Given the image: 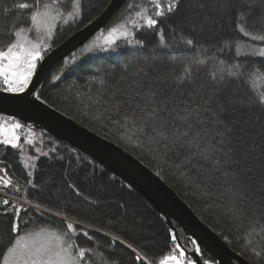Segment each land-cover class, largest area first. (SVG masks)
Returning a JSON list of instances; mask_svg holds the SVG:
<instances>
[{"label":"trees","instance_id":"1","mask_svg":"<svg viewBox=\"0 0 264 264\" xmlns=\"http://www.w3.org/2000/svg\"><path fill=\"white\" fill-rule=\"evenodd\" d=\"M19 2L21 0H0V8H11ZM109 2L83 0V18L64 23L68 12L75 8L73 0H61L63 7L58 10L64 20L56 21L50 33L53 39L45 42L51 45L50 50L96 18ZM131 2L138 7L126 11ZM234 2L237 8L242 3L246 5V15H241L240 21L235 11L231 14H220L215 9L209 11L211 0H183L178 12L161 17L159 25L149 29L141 27L144 22L135 15L144 9H147L145 15L153 14L148 0H125L103 29L52 68L40 87L38 98L136 157L166 182L234 252L250 264H264V154L259 148L246 157L233 152L231 160L223 152H216L214 160L218 163L204 161L201 170L195 144L192 151L197 152V156L189 162L192 153L187 145L183 149L165 147L153 138L154 129L162 123L168 125L169 135H173L174 125L184 130L185 124L177 118V113H183L185 108H199V116L191 123L193 134L201 133L200 149H209L216 138L220 125L215 121L233 127L234 148L239 147L235 140L237 135L249 146L264 143V106L241 109L238 105H229L224 111L217 107L226 99L264 94V61L247 57L249 47L259 50L264 45L243 37L235 27L243 21L242 26L250 36L259 35L264 28V18L254 0ZM21 15L17 10L6 18L0 16L3 22L0 23V50H6L12 42L3 24L15 23ZM119 26L129 30L127 38L103 46L96 44L99 37ZM130 39L142 40L143 47L130 45ZM186 39H192L193 45L184 43ZM246 57L248 68L243 80L213 82L211 73L220 66V61L228 65L244 61ZM200 60L206 63H195ZM186 67H190L191 76L189 82L181 83ZM53 77L59 79L53 81ZM151 95L161 106L166 104L167 109L164 117L147 123L146 117L139 119L143 115L140 108ZM213 100L216 104L205 112L207 102ZM133 116L137 119L133 120ZM30 132L31 145L24 142V136L28 135L18 132L19 147L13 149L0 143V154L10 178L17 186L27 188L23 196L59 215L45 213L47 220L36 217L21 233L39 232L43 228L63 235L67 231L66 224L72 221L81 235L71 242L96 253L85 257L89 264H132L135 253L131 249L119 242L109 247L113 236L137 248L139 254L146 250L156 264L164 256L175 254L170 251L173 243L169 226L140 194L67 144L34 129ZM205 132L207 143L203 142ZM237 159L243 168L235 163ZM226 165L238 173L239 182H226L216 172V168L223 170ZM28 172L32 173L31 177H27ZM26 179H32L37 188L27 186ZM234 191L247 192L249 196L244 201V211L236 215L228 211L235 202ZM7 225L8 219L0 218V234H3L0 261L9 246ZM96 229L99 231H94ZM83 231H88L93 239L83 236ZM180 239L188 246L182 233ZM197 248L201 250L197 253L202 262L218 264L195 245ZM257 252L261 255H255ZM189 261L194 262L187 254L185 262Z\"/></svg>","mask_w":264,"mask_h":264},{"label":"snow or ice","instance_id":"2","mask_svg":"<svg viewBox=\"0 0 264 264\" xmlns=\"http://www.w3.org/2000/svg\"><path fill=\"white\" fill-rule=\"evenodd\" d=\"M148 3L153 7L154 12L152 15H145L147 9L143 11H137L136 17L143 20L141 27H147L149 29L156 28L160 23V18L166 15H171L179 11L183 0H148ZM257 7L261 9V16L264 18V0H254ZM74 11L68 12V19L64 20L63 13L58 9L63 7L61 0H49V2H42V0H21L19 3H15L11 8H0V16L5 18L9 15H14L19 10L22 15L15 22L11 24H3L7 29L6 34L11 38L12 42L8 44L6 50H0V79L3 81V88L0 91L9 93H22L30 83L33 74L37 71L38 63L45 59L44 53L50 50L51 45L44 43V39L52 40V35H47L43 38H38L36 43L25 39V32L31 33L39 30L42 25H47L48 12L50 7L57 8L54 18L64 20V23H69L76 19L83 18V0H73ZM138 5L135 2H131L127 5L126 11H131L137 8ZM245 4H241L239 8L236 7L234 0H211V7L209 11L215 9L218 13L231 14L233 11L236 12V19L241 20V15L244 13ZM26 14V16H25ZM0 23H3L0 21ZM243 21L236 23L235 27L238 33L243 37H248L253 42H259L264 45V28L260 29L259 35H251L245 26H242ZM135 28L136 26L133 25ZM51 31L49 27L47 29ZM117 29H111L115 32ZM138 30V29H137ZM124 35H128L125 30ZM187 45H193L192 39H186L183 41ZM128 43L132 46L143 47L144 42L138 39H130ZM223 51V49H222ZM239 55V53H237ZM247 57H252L259 61H264V47H261L258 51L255 47H249ZM247 57L244 61L238 60L236 63L225 65L224 61H220V66L214 69L211 73V79L213 82L223 83L225 80L232 81L234 79L243 80L245 78V72L248 68ZM67 63V61H65ZM195 63L204 64V60L196 61ZM191 76L190 67L184 69V75L180 78L181 83L189 82ZM59 77H53V81L58 80ZM96 80V76L92 77ZM120 90L117 89V93ZM116 98V94L113 95V99ZM120 101L117 100V104ZM208 107L204 108L207 112L212 108L216 101L207 102ZM229 105H238L241 109L250 108L253 106H264V94H260L256 97H248L241 99H226L221 103L217 104L220 111L226 110ZM167 105L161 106L155 99L154 95H151L147 102L143 104L140 111L143 113L139 119L143 120L147 118L146 122L151 123L154 120L164 117ZM199 116V108H185L183 113H177V118L184 122L185 129L181 130L177 126H173L171 131L173 135H169V128L166 123H162L157 129H154V137L157 142L163 144L165 147L183 149L186 145L189 151L192 153L189 162L195 159L197 152L192 151V145L195 144L199 150V161L201 163V170L203 162L208 161L211 163H218L214 160V153L223 152L224 156L232 159V153L235 152L241 157L252 156L257 148H259L261 154H264V143L261 145L252 144L249 146L242 140V137L237 135L235 137L236 142L239 144L238 148L232 146L233 127H229L227 124H221L220 121H215L220 126L217 128L215 137L211 141V147L209 149H200L202 142V136L200 132L193 134L192 132V119ZM133 120L137 117L133 116ZM22 126L19 123L5 126L0 124V143L6 146H10L13 149L19 147V141L21 139L17 130ZM243 131V129H241ZM203 142L207 143V132L203 134ZM227 142V146H226ZM25 143L31 145V140H25ZM47 155V153H44ZM235 163L241 168L244 165L240 164V160L237 159ZM246 163V161H245ZM264 167V165H262ZM216 172L227 181L239 182L238 173L233 171L227 165L223 170L216 168ZM32 173L28 172L27 177H31ZM212 179V177H209ZM26 185L32 189H36L37 185L32 179H26ZM68 187H73L68 185ZM243 187V185H241ZM13 189L12 195L17 197V202L13 203L8 198L0 199V218H7V236L8 245L3 251V259L0 264H89L85 260L86 256H95L96 253L93 249H85L80 247L78 243L71 241L78 239L81 235L77 231V225L73 223H67L66 229L63 235L57 233H48L47 238H42L45 234V229H40L39 232H25L24 235L20 233L28 227L29 224L33 223L34 218L39 217L47 220L45 213L49 215L58 216L59 213H51L49 209L41 207L39 202L33 203L26 197L20 195L22 192L27 191V188L14 185L13 180L7 176L6 169L0 168V189H3L5 193L8 189ZM77 191V195H79ZM234 197V204L228 209L229 213L236 215L244 211L243 204L246 199H249L247 192H236L232 193ZM126 207V206H121ZM64 218L61 217V220ZM94 231H99L98 229ZM71 234V235H69ZM83 236L92 240L93 237L88 231H83ZM104 235H108L105 233ZM3 238V234H0V239ZM173 243V249L170 251L175 254L166 255L159 264H168L169 261H173L174 264H184L187 260V250L180 244L179 237L175 234L171 235ZM117 242L124 244L125 247L131 249L132 253H135L132 264H156V262L149 258L146 250H141L143 254H139L137 248L131 244H126L125 241L120 240L118 236L111 237L109 247L114 246ZM195 244V241H192ZM196 252H200L199 248L195 249ZM255 255L260 256L261 253L257 252ZM188 264H191L189 261ZM203 264H209L208 260H204Z\"/></svg>","mask_w":264,"mask_h":264},{"label":"water","instance_id":"3","mask_svg":"<svg viewBox=\"0 0 264 264\" xmlns=\"http://www.w3.org/2000/svg\"><path fill=\"white\" fill-rule=\"evenodd\" d=\"M124 1L110 0L96 18L49 50L22 93L0 91V115L52 136L122 180L164 219L195 264H203L195 245L205 250L218 264H250L203 223L175 191L145 164L38 98L40 87L52 68L103 29ZM180 233L191 243L189 248L181 243Z\"/></svg>","mask_w":264,"mask_h":264},{"label":"rangeland","instance_id":"4","mask_svg":"<svg viewBox=\"0 0 264 264\" xmlns=\"http://www.w3.org/2000/svg\"><path fill=\"white\" fill-rule=\"evenodd\" d=\"M56 9H49V12H48V22H47V25H42L41 28L39 30H36V31H33L31 33H28L27 31L25 32V39L31 41L32 43H36L38 38H43V37H46L47 35H51V31H52V28L54 26V24L56 23V21H58L59 19L58 18H54L55 17V13H56ZM51 28V31H48L47 29L48 28ZM115 29H117L115 32H112L111 30L108 31L107 33L103 34L101 37H99L97 39V42L96 44L98 46H103V45H108L112 42H114L115 40L117 39H120V38H127L128 35H129V30L127 29V27L125 26H119V27H116ZM125 30H127V33L128 35H124V32ZM47 41V39H44V43ZM244 49V48H243ZM258 50V49H257ZM0 83L1 85H3V81L2 79H0ZM4 86V85H3ZM15 123H19L21 124L19 121L15 120V119H12V118H7L5 116H2L0 115V124H3L5 125L6 127L7 126H10L12 124H15ZM21 128L17 130V133H22L23 135H28V136H24L26 137L25 140H29L30 139V135H31V129L30 128H27L25 126H23L21 124ZM21 137V136H20ZM3 137H0V140H2ZM21 140V139H20ZM24 140V142H25ZM19 143V142H18ZM26 158L27 156L24 155ZM28 159V158H27ZM8 191V190H7ZM10 192V191H9ZM65 219V218H64ZM67 220V219H65ZM68 221V220H67ZM68 223H73L72 221H68ZM75 224V223H73ZM93 231V230H92ZM30 232V231H29ZM25 233V232H24ZM24 233H21L20 235H24ZM48 233H54V232H47L45 231V234L42 238H47V234ZM185 245V244H184ZM190 246H191V243H190ZM190 246L186 247V248H189ZM191 264H195L194 262L190 261ZM168 264H174L173 261H169ZM184 264H188V262H184ZM209 264H212L209 262Z\"/></svg>","mask_w":264,"mask_h":264},{"label":"built area","instance_id":"5","mask_svg":"<svg viewBox=\"0 0 264 264\" xmlns=\"http://www.w3.org/2000/svg\"><path fill=\"white\" fill-rule=\"evenodd\" d=\"M20 195H22V194H20ZM0 197L1 198H8V199L12 200L13 203H16L17 202V197L16 196H13L12 195V192L7 191L5 193V191L3 189H0Z\"/></svg>","mask_w":264,"mask_h":264},{"label":"flooded vegetation","instance_id":"6","mask_svg":"<svg viewBox=\"0 0 264 264\" xmlns=\"http://www.w3.org/2000/svg\"><path fill=\"white\" fill-rule=\"evenodd\" d=\"M4 158H3V156L0 154V168H5L6 170H7V168H6V163H5V161L3 160ZM6 174H7V176L8 177H10L9 176V174L7 173V171H6ZM13 183H14V185H16V183H15V181L13 180ZM12 190L13 189H8V191H11L12 192ZM22 194V193H21Z\"/></svg>","mask_w":264,"mask_h":264},{"label":"bare ground","instance_id":"7","mask_svg":"<svg viewBox=\"0 0 264 264\" xmlns=\"http://www.w3.org/2000/svg\"><path fill=\"white\" fill-rule=\"evenodd\" d=\"M23 195V194H22Z\"/></svg>","mask_w":264,"mask_h":264}]
</instances>
